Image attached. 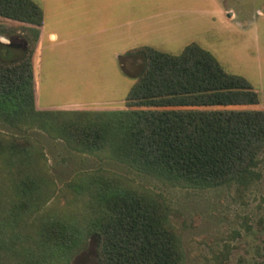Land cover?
I'll list each match as a JSON object with an SVG mask.
<instances>
[{
    "label": "rangeland",
    "instance_id": "374dc122",
    "mask_svg": "<svg viewBox=\"0 0 264 264\" xmlns=\"http://www.w3.org/2000/svg\"><path fill=\"white\" fill-rule=\"evenodd\" d=\"M33 1L44 13L45 29L39 28L32 54L36 104L41 109H125L124 99L144 63L131 51L150 46L178 54L192 42L258 92V104L233 108L264 109V0ZM5 21L19 23L0 17ZM15 39L26 46L22 32L12 39L0 34L1 45ZM5 46L0 47L5 60L25 51L10 54ZM0 132L26 135L31 158L25 172L32 179L37 174L42 197H49L28 216L10 211L18 198L12 194L10 170L1 169L0 264H98L93 234L68 261H56L40 247L35 227L55 217L71 218L82 227L89 200L87 175L98 170L124 187L162 197L180 243L181 264H264V151L256 168L259 176L248 186L193 188L139 172L107 150L74 151L43 130L22 132L0 122Z\"/></svg>",
    "mask_w": 264,
    "mask_h": 264
},
{
    "label": "trees",
    "instance_id": "16d2710c",
    "mask_svg": "<svg viewBox=\"0 0 264 264\" xmlns=\"http://www.w3.org/2000/svg\"><path fill=\"white\" fill-rule=\"evenodd\" d=\"M0 17L19 22H0L1 35L11 39L22 32L26 42L19 58L0 55V122L22 132L43 130L77 152L107 150L139 172L182 187L244 188L258 178L264 109L233 106L258 104L259 94L197 43L178 54L134 48L131 52L144 63L124 99L125 109H41L32 54L43 10L33 0H0ZM26 140L23 134L0 132V171L10 170L12 194L18 198L10 211L22 216L49 199L42 197L37 174L32 179L25 172L31 158ZM98 171L87 175L89 200L82 227L71 218L40 220L35 225L40 247L51 259L68 261L93 234L98 264H181L180 243L162 197L124 187Z\"/></svg>",
    "mask_w": 264,
    "mask_h": 264
},
{
    "label": "flooded vegetation",
    "instance_id": "af4514ba",
    "mask_svg": "<svg viewBox=\"0 0 264 264\" xmlns=\"http://www.w3.org/2000/svg\"><path fill=\"white\" fill-rule=\"evenodd\" d=\"M12 39V38H11ZM23 43L20 42L18 39L13 42H9L8 45L5 46L6 50L8 51V53L10 54H14L16 52H22V50H25V46L22 45ZM143 69V65L141 66L140 71H142Z\"/></svg>",
    "mask_w": 264,
    "mask_h": 264
},
{
    "label": "crops",
    "instance_id": "0c3cea01",
    "mask_svg": "<svg viewBox=\"0 0 264 264\" xmlns=\"http://www.w3.org/2000/svg\"><path fill=\"white\" fill-rule=\"evenodd\" d=\"M40 27L42 28V30L45 29V27H44V21H43V24H42ZM50 38H51V39H55V38H56V34H55V33H51V34H50ZM36 103H37V101H36ZM37 106H38V105H37ZM38 108H40V107H38ZM55 109H57V108H55Z\"/></svg>",
    "mask_w": 264,
    "mask_h": 264
},
{
    "label": "water",
    "instance_id": "95a60500",
    "mask_svg": "<svg viewBox=\"0 0 264 264\" xmlns=\"http://www.w3.org/2000/svg\"><path fill=\"white\" fill-rule=\"evenodd\" d=\"M25 44H26V42H25Z\"/></svg>",
    "mask_w": 264,
    "mask_h": 264
}]
</instances>
